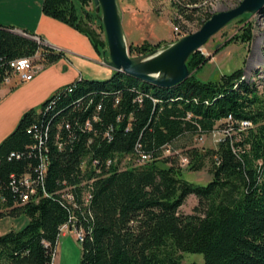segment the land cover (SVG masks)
<instances>
[{
    "label": "trees",
    "instance_id": "1",
    "mask_svg": "<svg viewBox=\"0 0 264 264\" xmlns=\"http://www.w3.org/2000/svg\"><path fill=\"white\" fill-rule=\"evenodd\" d=\"M87 1L43 0L41 10L103 54ZM207 1L172 4L202 25L212 15ZM11 29L0 23V86L14 59L39 53L48 65L65 56ZM241 29L225 44L248 42L251 23ZM154 47L144 41L128 51ZM208 59L193 52L190 75L171 87L112 71L105 79H75L26 110L0 141V217L28 218L0 235V264H52L65 224L82 233L79 264H264V85L260 92L242 68L202 80L196 74ZM228 115L250 125H229ZM214 130L223 132L215 147L187 143ZM142 154L149 157L140 161ZM203 168L205 184L184 177ZM191 194L193 213L181 214ZM185 252L201 253L203 263L182 262Z\"/></svg>",
    "mask_w": 264,
    "mask_h": 264
},
{
    "label": "rangeland",
    "instance_id": "2",
    "mask_svg": "<svg viewBox=\"0 0 264 264\" xmlns=\"http://www.w3.org/2000/svg\"><path fill=\"white\" fill-rule=\"evenodd\" d=\"M240 1L241 0H208L204 3L203 7L205 11L213 14L230 9L236 6ZM116 2L123 33L125 35L124 39L127 50L130 44L136 45L147 41L149 44L155 46L152 50L159 52L170 46L181 36L192 33L201 26L197 19L187 21L183 19L182 16L177 15L172 0H116ZM84 9L92 13L94 17L96 16L93 18L92 25L97 32L100 33V37L105 41V46L102 48L104 49L102 62L104 63V67L108 69L110 67L106 62L108 51L104 28L101 22V12L96 11V5L93 0H88L84 5ZM246 22L251 23V39L248 42H241L238 40L225 44L232 36L242 30L241 28H243ZM198 51L209 58L208 61L198 69L196 74L198 78L202 80H215L223 74H229L238 68H242L243 78L249 82H254L258 90L262 92L264 85L263 13L247 12L232 19L216 34L209 38L201 47V50ZM128 54L131 57L141 55L135 52L130 54L129 51ZM39 61V54H36V56L33 57V62L35 65H40L42 67L43 63ZM110 71L112 72L113 70L110 69ZM21 81L19 75H14L9 83H4L0 86V135L7 132L9 128H11V125H15L16 112H13V110L16 106L14 105L29 94ZM10 85H12V87ZM221 135V132H214L200 139L195 136L187 143L205 149L215 147ZM187 143L183 140L178 142L180 145H188ZM183 149H185V147L178 148L177 151L180 152ZM182 157L183 155L180 159ZM184 177L196 184H205L210 179L207 168L198 171L185 170ZM196 204V197L192 194L188 195L183 204L179 207V212L181 214L193 213V208ZM12 219L11 223H6L8 226L6 227L7 231L13 228L15 230L21 229L28 220L27 216L24 214L13 217ZM80 257L81 243L76 240L74 231H70L68 228L62 229L56 244L52 264H79ZM203 260V255L201 253L185 252L182 254V262L203 263Z\"/></svg>",
    "mask_w": 264,
    "mask_h": 264
},
{
    "label": "crops",
    "instance_id": "3",
    "mask_svg": "<svg viewBox=\"0 0 264 264\" xmlns=\"http://www.w3.org/2000/svg\"><path fill=\"white\" fill-rule=\"evenodd\" d=\"M42 1L0 0L1 24L30 31L48 46L65 55L51 64H42L41 69L30 80L21 81L29 94L14 105L15 125L26 110L37 108L60 86L82 77L105 79L111 75L110 68L104 67L102 54L96 53L88 38L69 25L43 14ZM15 125H11L10 131L0 135V141ZM12 218L0 217V235L7 231L6 223H11Z\"/></svg>",
    "mask_w": 264,
    "mask_h": 264
},
{
    "label": "water",
    "instance_id": "4",
    "mask_svg": "<svg viewBox=\"0 0 264 264\" xmlns=\"http://www.w3.org/2000/svg\"><path fill=\"white\" fill-rule=\"evenodd\" d=\"M96 11L101 12L107 44V65L136 79L159 87H171L189 75L188 57L201 47L232 19L243 13H257L264 8V0H241L236 6L213 13L198 30L185 34L167 48L157 52L131 57L124 39L121 18L116 0H93ZM13 32L35 40L33 35L13 28ZM44 42V41H43ZM44 45H48L43 43Z\"/></svg>",
    "mask_w": 264,
    "mask_h": 264
},
{
    "label": "built area",
    "instance_id": "5",
    "mask_svg": "<svg viewBox=\"0 0 264 264\" xmlns=\"http://www.w3.org/2000/svg\"><path fill=\"white\" fill-rule=\"evenodd\" d=\"M33 37L35 38L36 41H38V42H40L42 44L44 43L39 37H37L35 35H33ZM37 54H39V53H37ZM10 67H11V74L8 75L7 77H5V79H4V81H3L2 84L9 83L10 82V79L14 75H19V77H20V79L22 81L30 80L33 77V75L35 73H37L41 69V66L40 65L37 66V65L34 64L33 57H21V58L14 59V60H12L10 62ZM225 121L227 123H229V125H232L234 123H237L238 126H239V128H241V129H243V128H245V127H247V126L250 125V122L248 120H240L238 122L234 121V119H232L231 115H228L225 118ZM86 124L88 125V123H86ZM214 132H220V131L214 130L212 133H214ZM221 133L223 135V132H221ZM202 137L203 136H200L198 139H200ZM169 152L170 151L168 149L165 150V153H169ZM148 157H149L148 155L142 154L140 156V161H143V160L147 159ZM180 163H181L182 166L185 165L187 163V158L186 157H182L180 159ZM43 166H44V164H43ZM22 183L24 185H26V187L30 188L31 181H30V178H29L28 175H25L23 177ZM33 191H34L33 189H29V192L30 193H33ZM22 199L23 200L27 199V195L26 194H23L22 195ZM64 228H68L70 231H72L71 230V226H68V224L63 225L62 226V229H64ZM74 233H75L76 240L77 241H80L82 239V233L80 231H77V230H74Z\"/></svg>",
    "mask_w": 264,
    "mask_h": 264
}]
</instances>
